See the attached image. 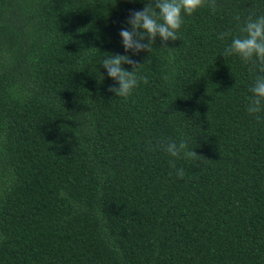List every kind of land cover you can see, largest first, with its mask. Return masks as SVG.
Wrapping results in <instances>:
<instances>
[{
	"label": "trees",
	"instance_id": "trees-1",
	"mask_svg": "<svg viewBox=\"0 0 264 264\" xmlns=\"http://www.w3.org/2000/svg\"><path fill=\"white\" fill-rule=\"evenodd\" d=\"M148 3L0 0V264H264V72L222 55L264 0L184 15L174 61L123 47ZM107 54L147 77L127 101ZM182 139L200 161L163 150Z\"/></svg>",
	"mask_w": 264,
	"mask_h": 264
},
{
	"label": "clouds",
	"instance_id": "clouds-1",
	"mask_svg": "<svg viewBox=\"0 0 264 264\" xmlns=\"http://www.w3.org/2000/svg\"><path fill=\"white\" fill-rule=\"evenodd\" d=\"M204 7H209L213 13L217 10L215 0H149L143 11H134L130 14L128 23L131 31L120 32L125 51H132L134 54L144 50L150 52L151 46L159 36L165 44L163 48L169 50L170 59L174 61L175 57L171 55L173 48L167 47V42L180 39L178 33L184 23V15L191 16ZM236 19L239 20L240 17L237 16ZM240 31L244 35L233 38L231 45L225 48L222 55L225 58L238 55L244 62L253 65L259 62L262 66L260 71L264 72V16L255 20L250 17ZM228 35L230 33H220L218 38L224 40ZM100 63L107 70L108 76L119 84V87H111L109 91L125 101L133 94L141 80L145 84L148 83L147 77L137 75L141 65H137L127 55L107 54ZM124 64L131 65L133 70L125 69ZM250 92L253 96L250 98L247 111L250 114L264 111V75L256 78ZM163 150L171 157L192 162H198L202 157L194 148H189L188 141L184 139L179 143L174 140L168 141ZM172 167L176 168L175 163H172ZM176 175L183 179L184 169H177Z\"/></svg>",
	"mask_w": 264,
	"mask_h": 264
}]
</instances>
